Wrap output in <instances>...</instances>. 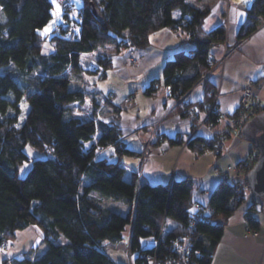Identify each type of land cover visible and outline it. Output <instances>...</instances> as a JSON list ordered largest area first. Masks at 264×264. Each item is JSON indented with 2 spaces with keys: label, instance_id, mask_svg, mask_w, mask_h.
I'll list each match as a JSON object with an SVG mask.
<instances>
[{
  "label": "trees",
  "instance_id": "obj_1",
  "mask_svg": "<svg viewBox=\"0 0 264 264\" xmlns=\"http://www.w3.org/2000/svg\"><path fill=\"white\" fill-rule=\"evenodd\" d=\"M0 6L5 18L0 24V252L6 249L5 241L13 247L18 232L31 225L41 228L47 242L34 257L26 251L4 257L0 264H121L104 244L122 241L128 230L139 264L144 254H157L165 263L178 254L176 246L186 236L191 238L189 263L211 264L228 218L245 202L249 227L260 229L256 213L264 206L253 195L242 196L233 182L221 180L209 201L212 212L196 218L190 177L152 184L136 172L128 175L121 157L135 151L122 139L119 124L71 112L73 104L86 102L89 95L73 86L71 75L95 72L81 65L83 53L107 46L145 49L153 33L165 28L181 30L186 34L182 42L191 46L167 59L162 77L154 78L145 92L155 95L169 87L177 99L190 94L211 69L212 46L224 44L227 37L224 25L205 30L211 7L200 8L188 0H83L78 7L74 0L66 10L59 5L64 22L44 34L54 18L52 0H0ZM73 9L78 16L70 14ZM263 24L264 0H253L238 39ZM74 26L78 32L66 38ZM48 43L53 45L47 48ZM10 66L15 70L6 71ZM212 89L206 81L203 101L214 99ZM23 98L29 110L18 125ZM203 101L190 105L202 107ZM263 109L260 105L259 112ZM207 122L215 126L219 119L211 113ZM96 134L97 145L87 149ZM210 144L200 135L189 142L197 153ZM98 146L113 147L118 157L98 154ZM28 147L41 156L32 158ZM25 164L29 166L23 173ZM169 219L175 225L164 230Z\"/></svg>",
  "mask_w": 264,
  "mask_h": 264
},
{
  "label": "crops",
  "instance_id": "obj_2",
  "mask_svg": "<svg viewBox=\"0 0 264 264\" xmlns=\"http://www.w3.org/2000/svg\"><path fill=\"white\" fill-rule=\"evenodd\" d=\"M216 2L219 4V11L212 14L211 8V15L205 19L203 26L206 31H211L228 19L226 41L212 46L211 69L190 94L176 99L164 87L155 95L145 92L154 78L162 77L166 60L177 50L190 44L182 42L185 35L181 30L173 28L156 31L148 48L137 49L141 59L135 68L127 67L124 55L116 46L102 48L105 54L113 58L114 70L108 71L106 78H101L97 72H82L84 83L80 82L77 86L73 84L76 89L96 90L103 99H109L119 106L115 111L107 101L109 111L101 114L100 111H104L105 107L97 105L96 116L100 115L119 124L123 139L135 151L134 155L121 157L128 175L136 172L140 178L147 179L152 184L190 177L194 185V200L204 203H209L212 193L221 182L213 168H225L230 163L245 160L252 151L253 144L247 142L245 145L243 140L234 139L229 142L228 153L216 155L210 150L197 153L191 147L174 141L177 134L191 133L198 118H206L205 111H193L191 102L205 99V82L208 81L213 86L211 95L222 93L218 100L220 108L226 113H234L241 102L240 90L253 81L256 83L255 92L260 105L264 107V24L239 40L238 34L247 18L249 6H232L231 0L228 3L226 0ZM240 13L242 15H238ZM63 22L64 16L58 24ZM92 58L93 52L83 53L82 65L89 66ZM78 79L81 80L79 76ZM119 85L124 88L121 89ZM199 87L201 91L195 94ZM130 96H134V101L125 102ZM186 104L189 106L186 107ZM227 125L228 120H222L213 127L203 126L198 135L210 137L215 132L223 131ZM103 152L110 153L113 159L118 157L111 146ZM247 204L243 203L228 218L211 264H264V211H257L261 227L253 230L245 217ZM172 224L175 225L174 220ZM129 233L130 230L118 243L106 242L104 249L121 264H139L138 253L130 249Z\"/></svg>",
  "mask_w": 264,
  "mask_h": 264
},
{
  "label": "built area",
  "instance_id": "obj_3",
  "mask_svg": "<svg viewBox=\"0 0 264 264\" xmlns=\"http://www.w3.org/2000/svg\"><path fill=\"white\" fill-rule=\"evenodd\" d=\"M72 2L66 0L62 8L68 9ZM74 13V15H73ZM71 14V13H70ZM73 16L79 15V11L77 9L72 10ZM69 32V36H74L75 33L78 32V26L73 27ZM137 50L135 48H130L129 55H128V62L132 60L133 63H136L138 58L135 54ZM129 64V63H128ZM170 94V88H166ZM256 90V83L249 82L247 83L241 90V102L239 105L238 110L235 113H226L224 112L220 106L218 105V100L222 93L217 92L215 93L214 99L212 101H203L202 107L199 105H194L193 111L198 113L200 111H205L206 118L205 119H197L196 126L188 135L184 134H177L174 137L175 141H182L185 139L187 144H189L190 140L198 135L199 129L202 126L212 127V124L208 123V116L213 113L217 115L219 120H228L227 128L224 132L218 134L214 133L210 137H207L211 144L207 147L208 150L215 152L216 154H224L226 153L230 146L227 145V140L231 136H235L237 138H243L242 130L246 123L250 121L254 116L259 113L260 110V100L255 92ZM132 99V98H130ZM258 149L251 151L247 159L239 163H230L227 167L222 168L221 166H215L214 172L220 177L221 180L230 181L235 184L236 190L244 197H250L252 195L250 185L245 179V174L254 166L258 159ZM195 217H200L202 215H206L207 213L212 212V208L210 207L209 203H204L197 201L194 206ZM165 229V228H163ZM191 238L186 236L184 237L183 243H178L176 246L175 252L177 255H171L166 260L165 263L162 259L158 258L157 254H144L142 258L141 264H190L187 258V250L190 246ZM10 246V243L5 241L3 243V247Z\"/></svg>",
  "mask_w": 264,
  "mask_h": 264
},
{
  "label": "rangeland",
  "instance_id": "obj_4",
  "mask_svg": "<svg viewBox=\"0 0 264 264\" xmlns=\"http://www.w3.org/2000/svg\"><path fill=\"white\" fill-rule=\"evenodd\" d=\"M65 1L66 0H55V2H54V0H52V2L54 4V9H53L54 18L52 19V21L47 26H45L43 28L42 32L44 34H48V33L53 32V30H55V28L57 27L58 21H61L63 19V12H62V10L57 9V6L56 5H58V6L59 5H63V3ZM70 1L73 3L74 0H70ZM216 1H214V0H202V1L201 0H190L189 1L188 0V2H190L191 4H193V5L197 6V7H200V8L210 7V5H212L211 6V8H212V12L211 13L212 14L213 13H217L219 11V4ZM229 1L230 0H226L227 3ZM252 1L253 0H231V4H232V6H239V7L240 6H243L244 7V6H251ZM82 3H83V0H75V4L78 7H80L82 5ZM70 13L72 14V11ZM176 14H178V12ZM73 15H74V13H73ZM75 16H77V15H75ZM4 19L5 18H4L3 10H2V7L0 6V24L4 21ZM228 22L229 21L227 19L224 22V24H223L226 27V29L228 27ZM46 29H48V30L45 31ZM72 29L74 30V28H72ZM183 35L186 36L185 33H183ZM72 37L73 36H69V33H68V35H66V38H72ZM52 45H53V43H52ZM49 46H51V44L50 45H49V43L46 44V47L47 48H49ZM109 47H115V46H109ZM188 47H190V44L186 46V48H188ZM135 49L137 50V48H135ZM120 51L124 55V58H125L126 63H127V67H129V68H135V67H137L140 64L141 55L139 54V51L138 50L135 52V54H136V56L138 58V60H137L136 63H133L132 60L128 62V60H129L128 55H129L130 49H128V50L122 49ZM105 55L108 56L107 54L104 53V51L102 50V48H100V49H98V50H96V51L93 52V58H92V61H91V63H90L89 66L84 67L82 65V63H81V65L84 68L94 69L95 72H97L98 74H100V77L101 78H103L101 76V73L105 72V70H106V74L104 75V77L106 78L107 77V72L108 71H111V70H114V61H113V58L112 57H111L112 58L111 60H105L104 59L105 58L104 57ZM3 70L4 69H2V71ZM5 70L6 71L7 70L13 71V70H15V67L14 66H10L9 68H7ZM78 76H79V78H81V80L78 79ZM82 77H83L82 76V72L73 73L72 74V77H71L72 83L75 84L76 86L79 85L80 82H81V84L84 83V80H83ZM119 87H120V85H119ZM120 88L123 89L124 86L123 87H120ZM198 89L196 90L195 94H197L198 91H201V87H199ZM165 90L167 91V93H169L166 88H165ZM85 91H88L89 92V95L87 96L86 102H84V103L77 102V103L73 104V106L71 107V112H72L73 115L80 116V117H83V118H93V116L96 115V111H97L96 110V105L94 103L93 98H95V99L100 98L98 100V102H97L98 105L101 106V107L103 106V108L105 107L104 108V111H103V109L100 111L101 114H106L109 111L107 109V101L109 99H103L100 96V93L98 91L96 92V90H92V89L91 90H88V89H86ZM97 95H98V97H97ZM133 97L134 96H130L129 99L125 100V102H127V103L133 102L134 101V98ZM130 98H132V99H130ZM20 105H21L22 113L20 115L18 125H21L24 122V120L26 118V115L28 113V110H29V103L26 101L25 98L22 99ZM97 119H103V120H106L108 122L113 121V120H110V119L105 118V117H100V115L97 116ZM221 121L222 120H219V122H221ZM196 124H198V123L196 122ZM196 124H195V126H196ZM207 126H209V125H207ZM226 128H227V126L225 127V129L223 131L216 132V133L220 134V133L224 132L226 130ZM186 135H188V134H185V136ZM122 139H123V136H122ZM234 139L235 140L236 139L237 140H243V143H245V145H247V141H245L244 138H241L240 139V138H237L235 136H231V137L228 138L227 145L230 146L229 145V142L231 140H234ZM97 141H98V134H96L95 138L92 141H90V142H88L86 144V148L89 149L92 146H96L97 145ZM176 142L181 143L185 147L189 146V144H187V142L185 141V139H183L182 141H176ZM96 148H97V153L98 154H103L104 153L103 151H104L105 147L98 146ZM206 150H208L207 147L204 149V151H206ZM254 150H256V148ZM254 150H252V151H254ZM228 151L226 153H228ZM28 152H31V155L30 156L32 158H35L36 156L37 157L38 156H41V154L38 153L37 151H35L32 147H28ZM211 152H213V151H211ZM213 153L216 154L215 152H213ZM108 154L110 155V153H108ZM216 155H222V154H216ZM25 165H27V167H25ZM25 165H23V167H22V169H24L23 170V173L25 171H27L28 166H29L28 164H25ZM213 170H214V168H213ZM172 223H173V220L172 219L167 220L164 223L165 224L164 225V228H165L164 230H167L168 228H170L173 225ZM46 247H47V242L44 240V235H43V231L41 230V228L39 226H37V225H31V226H29L28 228H26L24 230H20L18 232L17 237L13 241V247H8L5 250H2L1 251V255H2V259H3L4 257H8V256L11 257L13 255H21V254H23L26 251H30L31 252V256L34 257L35 255L42 253L46 249Z\"/></svg>",
  "mask_w": 264,
  "mask_h": 264
},
{
  "label": "water",
  "instance_id": "obj_5",
  "mask_svg": "<svg viewBox=\"0 0 264 264\" xmlns=\"http://www.w3.org/2000/svg\"><path fill=\"white\" fill-rule=\"evenodd\" d=\"M93 11L103 21L98 10L93 7ZM242 133L244 140L255 145L259 152L256 163L245 174V179L253 197L264 206V109L246 123Z\"/></svg>",
  "mask_w": 264,
  "mask_h": 264
},
{
  "label": "snow or ice",
  "instance_id": "obj_6",
  "mask_svg": "<svg viewBox=\"0 0 264 264\" xmlns=\"http://www.w3.org/2000/svg\"><path fill=\"white\" fill-rule=\"evenodd\" d=\"M55 2V0H54ZM57 9H59V6H57ZM238 15H242V13L238 14ZM48 29H46L45 31H47ZM29 155H31V152H29ZM25 167H27V165H25ZM24 169H21V172H23Z\"/></svg>",
  "mask_w": 264,
  "mask_h": 264
}]
</instances>
